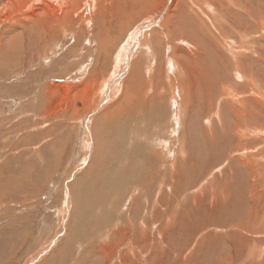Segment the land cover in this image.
I'll return each instance as SVG.
<instances>
[{
    "label": "rangeland",
    "instance_id": "obj_1",
    "mask_svg": "<svg viewBox=\"0 0 264 264\" xmlns=\"http://www.w3.org/2000/svg\"><path fill=\"white\" fill-rule=\"evenodd\" d=\"M0 264H264V0H0Z\"/></svg>",
    "mask_w": 264,
    "mask_h": 264
},
{
    "label": "bare ground",
    "instance_id": "obj_2",
    "mask_svg": "<svg viewBox=\"0 0 264 264\" xmlns=\"http://www.w3.org/2000/svg\"><path fill=\"white\" fill-rule=\"evenodd\" d=\"M193 33V32H192ZM185 35H187V34H185ZM198 68V67H197ZM198 70V69H197ZM201 94V93H200ZM194 104H196V103H193V107H194ZM201 107V106H200ZM194 109V108H193ZM142 110L143 109H140V112H142ZM194 112V111H193ZM117 114V113H116ZM128 118V117H127ZM130 119V118H129ZM239 120V119H238ZM112 121V120H111ZM244 121V120H243ZM128 122V121H127ZM239 122V121H238ZM123 123V122H122ZM118 124V123H117ZM120 124H121V122H120ZM124 124V123H123ZM122 124V125H123ZM114 126V125H113ZM124 126V125H123ZM238 126V125H237ZM119 127V126H118ZM117 128V127H116ZM120 128V127H119ZM118 128V129H119ZM124 128V127H123ZM236 130H237V128H236ZM120 131H121V129H120ZM117 132V131H116ZM124 132V131H123ZM120 134V133H119ZM240 134V133H239ZM244 135V134H243ZM246 135V134H245ZM248 135H249V133H248ZM223 137V136H222ZM109 138V137H108ZM245 138V137H244ZM106 140V139H105ZM241 140V139H240ZM213 154H215V153H213ZM219 157V156H218ZM214 158V157H213ZM213 158H212V161H213ZM219 159V158H218ZM214 162V161H213ZM211 164H213V163H211Z\"/></svg>",
    "mask_w": 264,
    "mask_h": 264
}]
</instances>
